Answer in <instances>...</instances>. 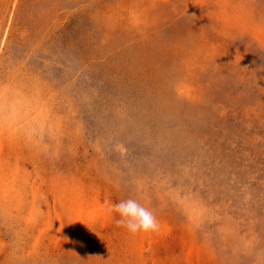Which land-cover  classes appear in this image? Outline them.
I'll list each match as a JSON object with an SVG mask.
<instances>
[{"label": "rangeland", "instance_id": "374dc122", "mask_svg": "<svg viewBox=\"0 0 264 264\" xmlns=\"http://www.w3.org/2000/svg\"><path fill=\"white\" fill-rule=\"evenodd\" d=\"M0 264H264V0H0Z\"/></svg>", "mask_w": 264, "mask_h": 264}, {"label": "clouds", "instance_id": "9594fccd", "mask_svg": "<svg viewBox=\"0 0 264 264\" xmlns=\"http://www.w3.org/2000/svg\"><path fill=\"white\" fill-rule=\"evenodd\" d=\"M112 211L119 216L116 220L117 225L125 227L133 235L156 232L160 228L153 212L135 199H127L114 204Z\"/></svg>", "mask_w": 264, "mask_h": 264}]
</instances>
